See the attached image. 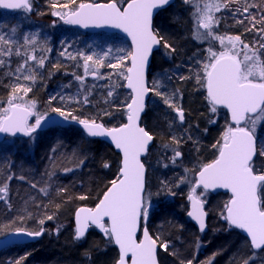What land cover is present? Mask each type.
I'll list each match as a JSON object with an SVG mask.
<instances>
[{
  "label": "trees",
  "instance_id": "16d2710c",
  "mask_svg": "<svg viewBox=\"0 0 264 264\" xmlns=\"http://www.w3.org/2000/svg\"><path fill=\"white\" fill-rule=\"evenodd\" d=\"M37 1L33 6L36 9L31 13L23 9L11 12L0 9V35L14 41L11 56H0V60H3V64L0 65V108L8 106L12 88L19 83L31 88V91L26 96L23 91L18 93L17 95L24 96V100L17 99L15 102L24 104L34 102L35 108L32 109L34 114L31 117L33 120L36 119L35 113L58 114L51 112V109L60 107L79 118H95L106 127L123 124L129 95L124 90L122 80L117 78L118 73H111L107 67L113 59L111 57L105 59V66L99 69L100 73L96 79L88 75L84 81H80L76 77L84 75L83 60L78 56L71 59L69 54L75 56L82 50L91 54L94 42L99 43L98 47L104 51L108 50L109 45L116 51L120 49L118 45H122L127 52L130 49L127 40L116 33L81 32L69 25L63 29L54 28L51 26L53 21L61 23L63 20L53 16L52 12L59 11L60 6L64 4L70 5V0ZM202 1L200 0V3ZM81 2L108 0H75L77 5ZM119 2L124 4V0ZM214 2L224 3L225 0ZM227 2L228 8L220 9L214 14V18L218 20L214 32L223 36L239 35L244 43L252 46L259 41V36L255 30L246 31L251 24L247 19L248 13H244L243 8L251 4L257 5L250 8V13L258 18L260 9L264 8V0ZM237 9L240 10L239 14H236ZM194 11L195 5L185 4L184 0H175L174 4L157 14L154 27L175 51L166 54L161 42L159 50L163 51V56L161 55V58L159 56L161 51L153 54L148 77L150 87L154 81L152 71H158L159 76L155 80L162 85L160 90L169 97L175 93L174 103L185 112L184 123L180 124L174 117L173 109L164 103L162 97L151 91L148 103H160L165 106V116H162V119L166 118L174 125V130H178L175 135L180 138L177 150L184 157L188 155L193 158L194 164L187 165L191 168L190 175L193 178L200 165L215 159L218 151L212 146L220 140L221 133L229 124L223 110L220 113L209 111L206 91L196 80L198 62L204 61L207 56L206 49L210 44L203 41L205 44L202 45L194 39L192 15ZM13 28L17 30L15 33L12 32ZM25 34H28L29 38L35 34L39 43L27 45L25 48ZM114 36L122 38H112ZM105 44L108 45L103 46ZM211 44L216 43L212 41ZM18 46L21 49L20 56L16 55ZM256 46L258 47V44ZM4 50H7L6 46ZM25 51L27 54L35 55L37 60L46 57L44 66L41 68L36 61H29L25 69L16 73V69L26 60ZM115 53L119 54L114 52V55ZM261 59H264V54L261 55ZM30 74H35V80L24 81L23 76ZM181 77L187 79L182 80ZM109 91L113 92L111 97L108 96ZM51 97L55 99L50 101ZM85 98L87 103L84 102ZM153 112L152 108H147L142 118V125L155 136L151 148L157 146V140L148 122L151 118L159 120L154 118ZM212 121L214 123H210ZM255 134L259 153L264 146V123L258 124ZM171 137L168 138L167 144H171ZM166 143H162V150L165 149ZM258 153L253 164L257 169L264 170V157ZM148 158L147 155L144 159L145 165ZM105 163L110 167H103ZM177 163L180 164V160ZM119 166L120 157L110 145L100 139L86 137L81 128L75 125L44 130L27 139L4 138L0 142V187L8 185V196L7 202L0 200V226L8 228L5 233H0V236L16 228L39 230L41 225L38 221L45 215H53L54 219L45 220L42 225L45 232L37 242L13 246L3 251L0 254V264L9 262L14 264L16 259L25 256L26 253L30 255H27L23 264H114L118 258L116 248L94 229L87 233L83 241L74 239L72 216L78 206H95L98 197L103 195L111 180L116 178ZM65 168L71 171L65 172ZM48 173H52V176L50 177ZM21 176L24 179H20ZM150 177L148 172L146 196L152 189ZM191 179L188 182H191ZM33 184L36 185L35 188L32 187ZM45 186L48 187L46 196L39 191ZM60 188L66 189V192L59 193ZM173 188L170 189L174 195L166 194L167 190L162 192L161 197H158V192L154 193L156 199L151 203L152 209L149 211L147 221L141 220V227L146 226L154 238L157 234H162L163 239L172 244L168 251L158 249L160 264H180L179 259L171 255L177 251L185 262L195 256L194 264H201L217 251L221 254L215 257L213 264H242L243 259L253 255V250L242 233L230 229L221 217L224 204L229 199L227 194L206 195L208 230L200 234L187 217L186 191ZM80 196L86 199L81 200ZM20 215L25 216L24 221L18 219ZM198 242L203 246L197 253ZM85 252L91 254V260L85 258L83 255ZM256 255L257 258L251 264H264V250L257 251Z\"/></svg>",
  "mask_w": 264,
  "mask_h": 264
},
{
  "label": "snow or ice",
  "instance_id": "6c2138e0",
  "mask_svg": "<svg viewBox=\"0 0 264 264\" xmlns=\"http://www.w3.org/2000/svg\"><path fill=\"white\" fill-rule=\"evenodd\" d=\"M171 0H124L121 4L119 0H108L106 3H86L81 2L78 5L75 0H70L69 4L60 6L59 11H53L52 15L70 24H78L84 27L89 25L111 27L121 29L131 38V50L123 48L117 49L119 56L115 63L108 64L107 67L113 70H120L119 75L127 81L126 87L131 90L130 102L126 103L127 123L120 127L108 128L103 123H98L95 118H79L70 111L63 108H52L51 112L58 113L66 122H76L82 126L88 137H110L115 147L122 153L120 166L115 179L111 180L110 186L103 192L102 197H98V203L94 208L79 207L75 212L74 239L80 240L86 236V230L94 225L103 233L109 243H114L119 248L118 259L114 264H128L127 257L130 256V264H158L157 250L168 251L172 244L163 239L162 234H157L155 238L149 234L147 227L143 230V238H137V230L141 217L145 219L149 215L151 208L149 193L145 195L146 188V168L141 162V154L148 149L153 136L140 127L137 123L140 114L145 106V96L148 92H155L157 96L163 98L167 104L178 116L181 122L185 119L182 107L174 103L175 93L172 97L166 95L160 88L159 81H155L150 89L145 82V69L149 62V56L154 46L163 42L166 54L174 52L172 45L154 31L152 19L154 10L158 11L167 5ZM185 4L195 5L193 12L194 31L193 36L197 41H219L220 51H214L210 46L206 49L207 56L202 63L198 62L199 70L196 72V80L201 88L206 89V99L211 105L210 111L215 113L217 106H223L230 114L231 122L221 133L220 140L212 147L218 151V155L210 163L200 165L199 170L195 172V184L187 195L191 209L187 212L188 217L194 220L201 233L206 229V216L204 210L205 193L196 194L197 188L202 186L205 190L224 188L231 191V199L224 204V210L221 217L227 222L229 228L243 230L250 240V248L253 255L243 259L242 264H251L257 258V251L264 250V170L257 169L253 164L255 155H257L255 143V129L258 123H264V8L259 11V17L252 16L250 8L257 5L251 4L243 8L244 13H248V21L251 24L246 31L255 30L259 36V41L250 46L237 36H217L214 34L213 27L218 24L213 13L220 9L228 8V2L224 3H204L200 6V0H184ZM126 4V6H125ZM55 8L56 5H53ZM0 8L10 10L31 11L29 0H0ZM240 10H236L239 14ZM244 21H238L243 23ZM260 25V27H257ZM16 28L12 29L15 33ZM14 41L0 35V56L10 57L12 54V45ZM39 43L35 34L29 38L28 34L24 36V46L36 45ZM258 44V47L256 46ZM6 46L7 50H4ZM170 50V51H169ZM112 53L109 48L96 57L94 54H86L80 51L77 55H70L71 59L77 56L83 60L84 75L77 76L76 79L84 81L85 77L91 75L98 76L99 69L105 66V59ZM65 53H61L64 55ZM16 55H21L20 47H16ZM26 60L17 69L20 73L26 68L29 61H36L39 67H43L45 59L37 60L35 55L27 54ZM242 55V58H241ZM128 62L130 66L124 70V63ZM3 60H0V65ZM35 74L24 75V81L35 80ZM184 80L187 77H181ZM23 91L25 96L31 91V88L24 87L17 83L12 88L9 96L8 106L0 108V132L15 135L17 132L25 136H32L38 129L43 127V122L49 116L48 112L43 114L35 113L34 124H30L28 117L33 115L32 109L35 108L34 102L16 103L17 99L24 100V96L17 95ZM113 95L112 91L108 96ZM55 99L51 97L50 101ZM85 103L87 99L85 98ZM110 114V113H108ZM214 123V121L210 122ZM235 125V126H233ZM251 125V127H249ZM171 127V124H170ZM191 137H189L190 139ZM171 144H164V148L171 147L174 155L170 158L175 163L182 153L177 150L180 144V138L173 135ZM264 157V146L259 153ZM83 160L81 164H83ZM166 166V165H165ZM103 167L110 165L105 163ZM65 172L71 169L65 168ZM185 169V173H189ZM51 177L52 173H48ZM12 177H9L11 179ZM24 179V177H20ZM187 175L181 177L178 183H184ZM161 190L167 189L166 194L174 195L168 188L167 182L161 181ZM36 187L35 184L32 185ZM39 191L48 194V187L40 188ZM66 192V189L60 188L59 193ZM160 193L158 192L157 195ZM8 185L0 187V200L7 202ZM79 199H86L80 196ZM39 207V205H38ZM59 205H57V208ZM29 216L31 214L29 213ZM105 218L110 222L105 223ZM20 221L25 220L24 215L18 216ZM53 215H45L38 221L41 225L39 230L28 231L25 228H16V234H23L27 237L35 238L42 235L45 229L42 227L45 220L51 221ZM8 226H0V233H5ZM10 231V229H9ZM59 227L57 228V232ZM5 235L4 241L6 242ZM163 240V242H161ZM197 243V253L202 247ZM246 246H249L246 244ZM221 252L217 251L211 254L201 264H213L214 259ZM27 255L21 256L14 261V264H23ZM85 258L91 260V254L85 252ZM180 264H194L196 259L180 258V253L173 252ZM13 264V262H9Z\"/></svg>",
  "mask_w": 264,
  "mask_h": 264
},
{
  "label": "rangeland",
  "instance_id": "374dc122",
  "mask_svg": "<svg viewBox=\"0 0 264 264\" xmlns=\"http://www.w3.org/2000/svg\"><path fill=\"white\" fill-rule=\"evenodd\" d=\"M37 2H38L37 0H31V4L33 6ZM209 2L215 3L214 0H203L200 3L201 8H203L204 3H209ZM34 9H36V8H34ZM215 13L216 12H214L213 15ZM68 25L69 24L66 23L65 21H62L61 23H58L56 21H53L51 23V26H53L54 28L56 27L58 29H63L64 27H66ZM214 27H216V25H214ZM214 27H213V29H214ZM214 34L217 35V36H223L220 33L217 34V33L214 32ZM101 38H104V37H101ZM112 38H122V37H120V36H114ZM246 40H248V38H246ZM198 42L201 43L202 45L205 44V43H202L201 41H198ZM215 43L216 44L209 45V47L211 46L214 51H217L218 52V51L221 50V46L219 44V41H215ZM97 44H99V43L94 42V44H92L91 49H92V52L93 53H91V54H94V55H96L98 57L99 55H103V53L105 51L103 50V48L98 47ZM118 44H121V43H118ZM106 45H108V44H105L103 46H106ZM118 46H119V48H123L122 45H118ZM110 47H112V46L109 45V48ZM97 48H98V50H93V49H97ZM82 51L85 52L86 54H89L85 50H82ZM113 51L114 52H117L116 50H112V53L109 56V57H111L113 59L112 60L113 62H111V63H115L116 62V58L119 56V54H117V53H115V55H114V52ZM129 51H130V49H129ZM158 51H161V53H162V54L161 53L159 54V56L161 58V55L163 56V51L162 50H158ZM128 66H129V63L127 64V61H126L124 63V70H126V68ZM110 70H111L110 71L111 73H114V72L116 74L118 73L117 78L119 80H122V84H123V87H124L125 80L119 75V71L120 70H113L111 68H110ZM99 73H100V70H99L98 74ZM161 74H162V72H161ZM158 76H159L158 75V71H156V70L155 71H152V80H154V81H153V83L150 84V89L152 88L154 82L156 81L155 79L158 78ZM91 77H92V79H96V77H93V76H91ZM124 90L126 91V93H128L129 100H130V93H129V91H127L125 88H124ZM152 104H153L152 102H151V104L149 102L148 105H147V108L148 109L152 108L154 110V112H153L154 113V118H158L159 121H162V120L166 121V125L168 126V129L171 130V128H173L174 125L171 122H168L166 120V118H163L162 119V116H165L164 115V111L166 110V107L163 106L160 103H156V104H153V105ZM208 108H209V111H210V108H211V105L210 104H209V107ZM220 112H221V110L217 108V111L215 113H220ZM173 113H174L175 119L177 120V118L175 116V112H173ZM151 119H152L151 121H154L155 120L153 118H151ZM155 121H157V120H155ZM34 122H35V120L32 119L31 122H30V124H34ZM170 124H171V128H170ZM258 124L256 125V128H257ZM161 125H162V123H161ZM249 127H251V125H249ZM174 146L175 145H172L171 147H174ZM171 147L168 148V149L165 148L164 150H160V151H157L156 148H151L149 150V153H148V157L149 158L146 160V165H147V168H148L147 171L151 175L150 181L152 182V189L150 190V194H151V196H150V203H154L155 202L156 197H154V193L159 192L160 194H159L158 197H161L162 196V192H164L165 190H167V189H164V191H160L161 190V187H162L161 181L167 182L168 188L174 187L173 189H176V190H180V191H182V190L184 191L185 190L186 191V196L189 193V191L191 190V186H192V184L194 182V178L190 175V172L186 174L185 173V169L187 168V169L191 170V168L189 166H187V165L194 164L193 163V158L189 157L188 155L186 157H184V155L182 154L181 157L177 158V160H176L175 163H172V161H171L170 158L174 155V153L171 150ZM158 153H162L163 154L161 158L155 156V154H158ZM188 154H189V151H188ZM178 160H180V164L177 163ZM185 175H187V179L185 180V182L184 183H178L180 181L181 177H184ZM191 178H193V179H191ZM190 179H191V182H188V180H190ZM172 185H174V186H172ZM201 192H204V191L203 190H197L196 194L199 195ZM148 194H149V192H148ZM206 195H207V193H205V197H206ZM205 197H204V199H205ZM186 199H187V197H186ZM150 209H152V204H151V208ZM187 210H188V208H187ZM143 218L144 217H142L141 220H143ZM143 222H146L145 221V218H144Z\"/></svg>",
  "mask_w": 264,
  "mask_h": 264
},
{
  "label": "water",
  "instance_id": "95a60500",
  "mask_svg": "<svg viewBox=\"0 0 264 264\" xmlns=\"http://www.w3.org/2000/svg\"><path fill=\"white\" fill-rule=\"evenodd\" d=\"M174 2H175V0H171L170 4L167 5L166 7L162 8V9H160V10H158V11L154 10L153 19H152L153 30H154V20H155L157 14H158L160 11L165 10L166 8H168L169 6H171L172 4H174ZM29 3L31 4V0H29ZM86 3H92V2H86ZM95 3H106V2H95ZM125 6H126V4H125ZM0 9H1V10H4V11H9V12H11V11H16V10L3 9V8H0ZM28 12H32V5H31V11H28ZM68 24H69L70 26L76 28L77 30L81 31V32L103 31V32H106V33H116V34L122 35V36L127 40V42L129 43L130 50H131V38L128 37L127 34L124 33L121 29H117V28L111 27V26H109V25H102V26H99V27L94 26V25H89L88 27H84V26H82V25H78V24H70V23H68ZM160 46H161V43H160L159 45H156V46L153 47V49H152V51H151V53H150V56H149V62H148V64L146 65V69H145V82H146V85H147L148 87H149V85H148V76H149V73H150V70H151L152 56H153V54H154L155 52H157V51L160 49ZM129 66H130V64H129ZM126 84H127V81L124 82V88H125L127 91H129L130 96H131V90L128 89V88L126 87ZM150 93H151V91L148 92V93L146 94V96H145V106H144V109L142 110V112H141V114H140V117H139V119H138V121H137L138 125H139L140 127H143V128H145V127L142 125L141 122H142V118H143V116H144V114H145V112H146V104H147V100H148V98H149V96H150ZM206 94H207V92H206ZM129 102H130V100H129ZM217 108H221L222 110L225 111V113H226V115H227V118H228V121H229V123H230V122H231V118H230V114L228 113L227 109L224 108L223 106H217ZM31 116H32V115H30V116L28 117V121H29V123H30ZM180 122H181V121H180ZM34 123H35V122H34ZM124 123H127V115H126V118H125V122H124ZM124 123H123V124H124ZM181 123H182V122H181ZM69 125H75V126L81 128V130L84 132L82 126H80L78 123H76V122H66V121H64V119H63L62 117L59 116V114H50V115L46 118L45 122H43V127L40 128V129H38L36 133L41 132V131H44V130H48V129H51V128L66 127V126H69ZM121 125H122V124H121ZM233 126H235V125H233ZM105 127H106V126H105ZM116 127H120V125H119V126H116ZM108 128H113V127H108ZM145 130H146V128H145ZM146 131H147V130H146ZM84 134H85V132H84ZM85 135H86V134H85ZM7 137H14V138H20V137H21V138H25V139H27V138H30L31 136H30V137H29V136H25V135H24L23 133H21V132H17L15 135H12V134H9V133H3V132H0V142H1L4 138H7ZM87 137H88V136H87ZM89 138L100 139V140L104 141L105 143H107L108 145H110V146L114 149V151L119 155L120 160H121L122 153H121V151H120L119 149H117V148L115 147V145H114V143H112L110 137H89ZM255 143H256V149H257V138H256V135H255ZM152 144H153V140L149 143V146H148L147 151H146L145 153H142V154H141V162H142V163H144L143 160H144V158L147 156L148 151H149V148L152 146ZM257 151H258V150H257ZM217 155H218V153H217ZM255 158H256V155H255V157H254V160H255ZM254 160H253V161H254ZM209 163H210V162H209ZM194 184H195V180H194ZM194 184H193V185H194ZM198 189H199V190H203L204 192H206V193H210V194H212V195H215V194H218V193L227 194V195L229 196V199H231V191L228 190V189H224V188H219V187H218V188H215V189H208V190H205L202 186H200L199 188H197V190H198ZM101 197H102V196H101ZM229 199H228V200H229ZM187 202H188V210H187V212H188V211L191 209V205H190V202L188 201V199H187ZM97 203H98V202H97ZM79 207H88V206H79ZM94 207H95V206H94ZM94 207H89V208H94ZM204 210H205V212L207 213L206 205H204ZM187 217H188V215H187ZM188 218H189L190 221L193 223V225L195 226V228L197 229V231L200 232L199 227H198V224H197L194 220H192L190 217H188ZM146 220H147V218L145 219V221H146ZM74 222H75V214H74ZM105 223H106V224H109V223H110V222L107 220V218H105ZM140 224H141V219H140L139 227H138V230H137V238H138V239H142V238H143V230H144V228L146 227V226H144V227L141 228V227H140V226H141ZM92 228L96 229V231H97L98 233H100V234L103 235V233L100 231V229H98V228H97L96 226H94V225H91V226L86 230V235H87V233H88ZM233 228H234V227H233ZM234 229H236V228H234ZM207 230H208V213H207V216H206V229H205V231H204L203 233L207 232ZM237 230H239V231L242 233V235L247 239V241H248V243H249V245H250V240L247 238L246 233H244L243 230H240V229H237ZM200 233H201V232H200ZM203 233H202V234H203ZM149 234H150V232H149ZM5 235L7 236L6 242L4 241V237H5ZM5 235L0 237V253L3 252L4 250L10 248V247H13V246H17V245H22V244H26V243L35 242V241L40 237V236H39V237L31 238V237H27L26 235H23V234H16V233H15V230H14V231H11V232H9V233H7V234H5ZM150 235H151V234H150ZM103 236H104V235H103ZM113 245H114V247L116 248V250H117V252H118V254H119V248H118V246L115 245L114 243H113ZM157 253H158V250H157ZM117 259H118V258H117ZM127 259H128V264H130V256L127 257ZM157 260H158V256H157ZM158 264H160L159 261H158Z\"/></svg>",
  "mask_w": 264,
  "mask_h": 264
},
{
  "label": "bare ground",
  "instance_id": "6f19581e",
  "mask_svg": "<svg viewBox=\"0 0 264 264\" xmlns=\"http://www.w3.org/2000/svg\"><path fill=\"white\" fill-rule=\"evenodd\" d=\"M32 5V4H31ZM34 10V7H33V5H32V11ZM31 13V12H30ZM70 26V25H69ZM72 27V26H71ZM154 31H156V29H155V27H154ZM205 91H206V89H205ZM185 113V112H184ZM175 116H176V118H177V121L181 124V122H180V120H179V118H178V116L176 115V113H175ZM152 119H150V122H148V124L150 125V127H151V130L154 132V134L156 135V140H157V146L155 147L156 149H157V151H160V150H162V143H166L167 142V140H168V138L169 137H171L173 134L174 135H176L177 133H178V130L177 129H175L174 130V128L175 127H173V128H171V130L170 129H168V126L166 125V121H164V120H162V121H151ZM161 123H162V125H161ZM174 131V132H173ZM151 134V133H150ZM152 136H153V142H154V138H155V136L153 135V134H151ZM153 145V144H152ZM257 150H258V144H257ZM218 153V152H217ZM257 153H258V151H257ZM257 156V155H256ZM156 157H162V153H158V154H156ZM145 168H146V175L148 174V168H147V165H145ZM193 184H194V182H193ZM192 184V185H193ZM192 187V186H191ZM77 208H79V206L77 207ZM76 208V209H77ZM76 209L74 210V212H73V224H74V227H75V222H74V214H75V212H76ZM227 223V222H226ZM94 229V228H93ZM232 229H234V228H232ZM95 231H96V229H94ZM14 231V230H13ZM28 231H32V230H28ZM11 232V231H10ZM45 232V231H44ZM44 232L42 233V235L35 241V242H37L42 236H43V234H44ZM97 232V231H96ZM9 233V232H8ZM98 233V232H97ZM200 233V232H199ZM100 234V233H99ZM200 234H202V233H200ZM5 235V234H4ZM4 235H2V236H4ZM102 235V234H101ZM103 236V235H102ZM1 237V236H0ZM86 237V236H85ZM85 237L84 238H82V239H80V240H78V241H83L84 239H85ZM31 243H34V242H31ZM27 244V243H26ZM22 245H24V244H22ZM17 246H21V245H17ZM11 248V247H10ZM159 249V248H158ZM5 251V250H4ZM2 253V252H1ZM0 253V254H1Z\"/></svg>",
  "mask_w": 264,
  "mask_h": 264
},
{
  "label": "flooded vegetation",
  "instance_id": "af4514ba",
  "mask_svg": "<svg viewBox=\"0 0 264 264\" xmlns=\"http://www.w3.org/2000/svg\"><path fill=\"white\" fill-rule=\"evenodd\" d=\"M149 77V76H148ZM149 81V80H148ZM146 110H147V108H146ZM184 123V121L181 123V124H183ZM93 229V228H92Z\"/></svg>",
  "mask_w": 264,
  "mask_h": 264
}]
</instances>
